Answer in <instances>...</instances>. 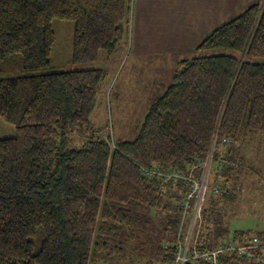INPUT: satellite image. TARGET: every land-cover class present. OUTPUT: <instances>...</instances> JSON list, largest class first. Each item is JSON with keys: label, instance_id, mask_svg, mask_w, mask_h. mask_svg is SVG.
I'll use <instances>...</instances> for the list:
<instances>
[{"label": "trees", "instance_id": "obj_1", "mask_svg": "<svg viewBox=\"0 0 264 264\" xmlns=\"http://www.w3.org/2000/svg\"><path fill=\"white\" fill-rule=\"evenodd\" d=\"M134 7L0 0V71L21 72L0 78V116L15 126L0 138V264H176L180 202L210 155L188 252L215 250L230 237L264 242L228 226L241 180L264 150V62L256 61L264 57V0L210 30L195 49L214 52L178 61L136 136L116 139L113 125L98 135L91 118L106 71L53 68V19L74 21L72 62L91 63L131 42ZM154 166L190 180L142 174ZM219 259L264 264L229 249Z\"/></svg>", "mask_w": 264, "mask_h": 264}, {"label": "rangeland", "instance_id": "obj_2", "mask_svg": "<svg viewBox=\"0 0 264 264\" xmlns=\"http://www.w3.org/2000/svg\"><path fill=\"white\" fill-rule=\"evenodd\" d=\"M255 1L257 0H240V3L234 5L233 10L221 22L237 16ZM139 7L137 10L134 7V12L139 11L141 15L145 13L146 18H152L150 11H145L147 5L140 4ZM74 27L72 20L53 19V28L56 32V41L51 52L53 68L72 70L101 67L106 71L91 118L100 128L98 135L111 132L113 125L112 133L116 139H131L136 136L151 102L171 84L173 74L178 68V61L214 52L195 49L187 57L177 59L157 56L140 57L133 53L131 42L129 44L122 42L111 55L102 52L98 61L74 63L72 62ZM132 31L134 33L133 28ZM219 51L215 50V52ZM256 61L264 62V57L256 58ZM20 73V70L0 71V78ZM14 134V124L0 116V138ZM263 141L261 138L260 144L258 143L262 148H264V144H261ZM251 168L255 171H251ZM251 168L248 175L241 180L238 200L229 215L228 226L232 231L245 230L250 234H260L264 237V150L252 162Z\"/></svg>", "mask_w": 264, "mask_h": 264}, {"label": "crops", "instance_id": "obj_3", "mask_svg": "<svg viewBox=\"0 0 264 264\" xmlns=\"http://www.w3.org/2000/svg\"><path fill=\"white\" fill-rule=\"evenodd\" d=\"M239 3L240 0H134L135 9L140 4L147 5L145 11H150L152 18L134 12L133 53L165 59L187 57Z\"/></svg>", "mask_w": 264, "mask_h": 264}, {"label": "built area", "instance_id": "obj_4", "mask_svg": "<svg viewBox=\"0 0 264 264\" xmlns=\"http://www.w3.org/2000/svg\"><path fill=\"white\" fill-rule=\"evenodd\" d=\"M228 142V139H224ZM211 155L206 164L205 170L203 172L201 179H189L185 174L180 173L176 170H169L168 172H162L158 166L152 168H142L141 172L150 178L155 176H161L166 178H184L190 180L189 189L187 191L186 198L181 200V205L184 204L185 209L183 213L182 223L180 226L179 234L181 239L179 241V251L176 254V264H185L186 261L190 259H204L210 264H221L219 255L226 249L237 251L239 256H246L247 259H254L264 263V257H260L257 253L258 250L264 253V242L258 237H255L251 243H238L235 237H230L217 249L211 251L200 252L195 250L193 253H189L190 245L193 244V235L197 230V225L200 220V212L203 206L206 192L209 188V171L211 165ZM213 190L219 191L217 185H213ZM195 199V202L191 208L190 200Z\"/></svg>", "mask_w": 264, "mask_h": 264}, {"label": "water", "instance_id": "obj_5", "mask_svg": "<svg viewBox=\"0 0 264 264\" xmlns=\"http://www.w3.org/2000/svg\"><path fill=\"white\" fill-rule=\"evenodd\" d=\"M213 150H214V148H212V152H213ZM210 160H211V158H210Z\"/></svg>", "mask_w": 264, "mask_h": 264}]
</instances>
